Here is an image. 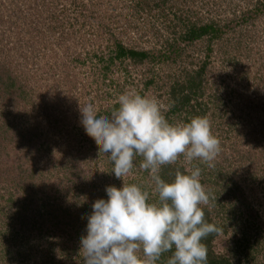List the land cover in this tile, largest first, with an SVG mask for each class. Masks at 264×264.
<instances>
[{"label": "rangeland", "instance_id": "rangeland-1", "mask_svg": "<svg viewBox=\"0 0 264 264\" xmlns=\"http://www.w3.org/2000/svg\"><path fill=\"white\" fill-rule=\"evenodd\" d=\"M211 24L220 37L182 40ZM118 43L152 58L118 59ZM0 74L16 80L10 96L0 84V264H28L35 253L84 264L92 204L123 180L79 107L110 114L125 91L155 99L169 122L208 119L220 142L213 166L181 156L175 167L201 169L210 195L201 207L221 229L214 255L264 264V0H0ZM142 159L123 179L156 202Z\"/></svg>", "mask_w": 264, "mask_h": 264}, {"label": "clouds", "instance_id": "clouds-1", "mask_svg": "<svg viewBox=\"0 0 264 264\" xmlns=\"http://www.w3.org/2000/svg\"><path fill=\"white\" fill-rule=\"evenodd\" d=\"M80 123L86 134L108 154L115 177L122 187L107 186V199H97L87 216L86 236L80 238L84 264H158L172 252L167 264H206L202 240L220 229L205 220L202 205L210 195L200 182L201 169H177L168 182L161 166L200 160L209 167L220 152L205 117L186 123L169 122L153 98L125 91L110 114H98L93 103L79 107ZM142 157L140 168L148 171L158 193L149 202V192L123 177Z\"/></svg>", "mask_w": 264, "mask_h": 264}, {"label": "trees", "instance_id": "trees-1", "mask_svg": "<svg viewBox=\"0 0 264 264\" xmlns=\"http://www.w3.org/2000/svg\"><path fill=\"white\" fill-rule=\"evenodd\" d=\"M219 33H220L219 28L213 26V24L204 25V26H200V27L194 25L186 31V33L182 36V40L183 41H189V42L193 43V42H196V41L201 40V39L208 37V36L210 37V39L218 38V37H220L218 35ZM116 57L118 59L129 58V59H131L135 62H138V63H142L143 61L152 58V56L149 53H147L146 51L129 49L120 43H118L116 46ZM203 71L204 70H201L200 74L198 76H196L195 80L194 79L190 80L189 85H187L190 90L199 89V86L201 84L197 83V81H198V79L200 80V78L202 77ZM5 75H8V73L5 72ZM6 80L8 81L7 82L8 85H6ZM10 80L12 82H10ZM15 82H16L15 79H13V78L10 79L9 77L4 78L3 75L0 74V84H3L6 86L5 91H6L7 95L10 96L13 94L14 91H12V90H14L16 87ZM191 99L192 98L190 97V95L184 97L181 101H179L180 102L179 103L180 108H178V109H182V108L186 107L190 103ZM0 130L3 131V133L5 132L3 130L2 126H0ZM176 165H177V163L161 166V172H162V174H160L161 178L164 179L165 181L170 182L173 179L174 173L177 169H180L181 171L184 170L180 167H178V168L175 167ZM8 167L13 168L12 166H9V165H8ZM35 174H36V172L32 176H35ZM255 182H256V180H255ZM157 195H158V193H157ZM203 210L205 213V220L209 223H212V219L210 218L209 210H207V208H203ZM255 216H257V215H255ZM28 217L29 216L23 215L22 217L18 218L19 220L21 219L20 223L22 224L23 227H25V230H24L25 232H27L30 229L29 222L31 221V218H28ZM85 221H86L85 224H87V219ZM258 225H260V222L258 223ZM259 228H260V226H259ZM21 230H22V228H21ZM220 231H221V229H220ZM220 231L218 234L217 233L209 234L207 237H205L202 240V243L204 244L205 248L207 249L206 264H231L229 261L230 258H228V259L219 258L218 256L214 255V252L212 250V242L217 237V235L220 234ZM22 233L24 234V232H22ZM25 235H26V233H25ZM24 239L29 240V238H27V237ZM32 254H34V253H32ZM0 255H2V254H0ZM171 255H172V252L164 253L159 261H161L163 263H167L166 261L168 260V258ZM18 256L22 257V255L20 253ZM47 256H46V259H44V258H40L38 253L37 254L35 253V255H31L30 260L31 259L32 260H31V263H28V264H53L54 258H51V257H54V256L49 257L50 256L49 254H47ZM247 256H249V255H247ZM25 261L26 260L21 261L19 263L23 262L22 264H24Z\"/></svg>", "mask_w": 264, "mask_h": 264}]
</instances>
